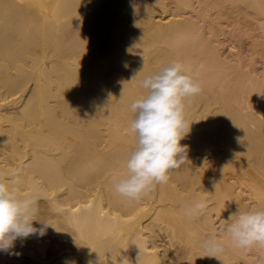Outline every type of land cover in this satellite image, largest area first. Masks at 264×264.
I'll return each instance as SVG.
<instances>
[{
	"label": "bare ground",
	"instance_id": "6f19581e",
	"mask_svg": "<svg viewBox=\"0 0 264 264\" xmlns=\"http://www.w3.org/2000/svg\"><path fill=\"white\" fill-rule=\"evenodd\" d=\"M220 26L259 32L252 51L264 55V0H0V174L20 170L18 195L36 197L37 218L52 225L17 240L20 255L0 252V264L264 260V249L235 248L224 230L237 204L264 208V80L249 60L221 58ZM173 60L203 89L185 101L188 159L130 201L112 181L127 175L135 147L130 105L147 94L142 79ZM196 199L211 205L189 220ZM211 235L225 244L218 259L202 247Z\"/></svg>",
	"mask_w": 264,
	"mask_h": 264
},
{
	"label": "clouds",
	"instance_id": "9594fccd",
	"mask_svg": "<svg viewBox=\"0 0 264 264\" xmlns=\"http://www.w3.org/2000/svg\"><path fill=\"white\" fill-rule=\"evenodd\" d=\"M140 86L147 94L130 105L134 114L130 129L135 134V147L125 162L127 175L112 178L115 192L134 202L147 197L157 185L167 184L171 172L187 162L188 145L181 141L189 135L192 122L185 116V101L203 90L202 83L179 60L144 77ZM22 182L20 170L7 176L0 174V252L8 255H20L13 251L17 240L25 241L34 235L43 237L52 226L37 218L36 197L18 195L16 189ZM207 207L206 200L196 199L184 214L189 220L196 219L206 213ZM34 221L43 226L34 227ZM226 222L224 230L233 247L245 251L264 249V208L241 211L237 204V211ZM202 247L211 254L209 257L217 259L225 251V244L215 235L206 238ZM259 264H264V260Z\"/></svg>",
	"mask_w": 264,
	"mask_h": 264
},
{
	"label": "rangeland",
	"instance_id": "374dc122",
	"mask_svg": "<svg viewBox=\"0 0 264 264\" xmlns=\"http://www.w3.org/2000/svg\"><path fill=\"white\" fill-rule=\"evenodd\" d=\"M167 1H169V0H167ZM171 1V0H170ZM196 0H194V2H195ZM199 6L197 5V4H195V8H198ZM198 10H199V8H198ZM189 13H191L190 11H189ZM188 15H194V13L193 14H187V16L185 15V17H190V16H188ZM220 28H221V26L218 28L217 27V32H216V36L218 37H215V38H217V39H215V40H217V41H215L214 43L216 44L217 43V45H219V46H217V47H219L218 49L220 50L219 51V54L221 55V58L222 59H225V61H228L229 62V60H231L230 62L232 63V64H234V63H237V62H239V59H246L247 61L249 60V62H247L246 60H241L240 62H242V61H246L245 63L244 62H242L243 64L242 65H244V66H246L247 65V63H249L250 64V69H252L251 71L252 72H255V74L257 73V74H259V75H255L256 77H258V79L260 78V79H263L264 80V55L262 56L261 54H258L255 50L254 51H252L253 49H254V37H256V35H257V33L259 34V32H256V31H251V30H247L246 32L248 33V36H247V33L245 32L243 35L242 34H240V35H238V36H234V35H236V34H234V33H232L231 34V32H230V28L229 29H226V28H228V26L227 27H224V29L222 28L221 30H220ZM225 29H226V31H225ZM219 31V32H218ZM228 31H229V33H228ZM249 31H251V32H249ZM222 32V33H221ZM225 32H227V33H225ZM252 32H254V33H252ZM218 34V35H217ZM228 34V35H227ZM231 34V35H230ZM253 34V35H252ZM244 35H246V36H244ZM251 35V36H250ZM244 36V37H243ZM250 36V37H249ZM228 37V38H227ZM241 37V38H240ZM237 38V39H236ZM219 40V41H218ZM221 40V41H220ZM221 42V43H220ZM230 45V46H229ZM231 46H233L232 48H229V47H231ZM235 47V48H234ZM244 52V53H243ZM254 52V53H253ZM240 53H241V55H243L242 57H239L238 55H240ZM251 53V54H250ZM252 54H254V55H252ZM240 55V56H241ZM246 55V56H245ZM223 56V57H222ZM250 56V57H249ZM251 56H252V58H254V59H250L251 58ZM225 57V58H224ZM228 57V58H227ZM233 57V58H232ZM236 57H239V58H236ZM244 57V58H243ZM229 59V60H227V59ZM235 59H237V60H235ZM234 61V62H233ZM249 64H248V67L246 66V67H243L242 65H241V67H243V69L242 70H245V71H248V70H250V69H248L249 68ZM252 65V66H251ZM241 67H240V70H241ZM254 68V69H253ZM255 70V71H254ZM250 72V71H249ZM252 74H254V73H252ZM260 76V77H259ZM259 79V80H260ZM263 80H261V81H263ZM206 155H205V161L206 162H208V161H210L211 160V156H210V154H209V152L207 153H205ZM209 155V156H208ZM208 157V158H207ZM41 198H43V196L42 197H40V199ZM46 199H48L47 197H44L43 199H41V200H43V202H46ZM249 200H246L245 201V203L247 204V205H251V202L249 201ZM210 205H211V202L210 201H208V207H210ZM252 206V205H251ZM249 209L251 208V207H248ZM247 208V210H249ZM253 208V207H252ZM251 208V209H252ZM245 211H246V209H245ZM219 218H217V220H218ZM217 227L219 228V231H221V222L219 221V222H217ZM52 247V248H51ZM168 249H170V250H172L170 247H168ZM51 250H53V245H48V246H46V249H45V253H49V252H51ZM64 252H67V251H64Z\"/></svg>",
	"mask_w": 264,
	"mask_h": 264
}]
</instances>
